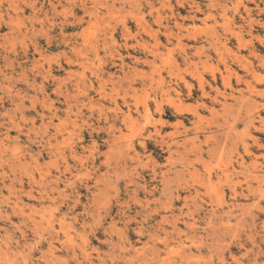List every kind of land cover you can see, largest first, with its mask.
<instances>
[{
	"label": "rangeland",
	"instance_id": "374dc122",
	"mask_svg": "<svg viewBox=\"0 0 264 264\" xmlns=\"http://www.w3.org/2000/svg\"><path fill=\"white\" fill-rule=\"evenodd\" d=\"M247 82L264 0H0V264H138L165 237L185 253L151 264H264V216L235 225L264 207Z\"/></svg>",
	"mask_w": 264,
	"mask_h": 264
},
{
	"label": "bare ground",
	"instance_id": "6f19581e",
	"mask_svg": "<svg viewBox=\"0 0 264 264\" xmlns=\"http://www.w3.org/2000/svg\"><path fill=\"white\" fill-rule=\"evenodd\" d=\"M219 5H220V9H221V11L222 12H224V14H225V12H226V10H225V4H223V3H219ZM248 11V10H247ZM246 11V12H247ZM223 14V15H224ZM249 14V13H248ZM246 15H247V13H246ZM249 25V24H248ZM176 31H175V33H172L171 34V36L169 37L168 36V42H172V41H170V38L172 39L174 36L178 39V37H179V35H180V33H182V30L184 29V25H183V23H176ZM231 32V31H230ZM239 34V33H238ZM110 36V35H109ZM112 36V35H111ZM235 36V35H234ZM174 37V38H175ZM213 38L215 39V36L213 37H210V39L212 40V41H214L213 40ZM218 39V38H217ZM180 40V39H179ZM178 40V43H180V41ZM206 40H208V41H210L209 40V38L208 39H206ZM191 47V46H190ZM189 48V47H188ZM254 51V50H253ZM249 52L251 53L252 51L251 50H249ZM252 53H254V52H252ZM181 55H180V60L182 61V63L183 64H187V65H189V64H192L193 63V60H191V57H192V54H191V52L189 51V50H187L186 48H184V49H182V51H181V53H180ZM131 52L130 51H127V56H129V57H131ZM122 58V57H121ZM133 59H135V61H134V64H138L140 61H139V58L140 57H132ZM123 60H124V58H122ZM145 62H148V59L146 58V56H145V60H144ZM238 61V60H237ZM243 61V60H242ZM263 61V60H262ZM123 62V61H122ZM121 62V63H122ZM135 67L137 66V65H134ZM263 66V65H262ZM123 68V67H122ZM252 68V67H251ZM253 71V70H252ZM254 72V71H253ZM256 73V72H255ZM238 78V77H237ZM236 78V79H237ZM254 78V77H253ZM256 79V78H255ZM241 80V79H240ZM260 80L261 79H259L258 81L260 82ZM244 81V80H243ZM257 81V82H258ZM247 86L249 87V88H251L252 90H253V92H255V94L256 95H258V96H264V90L263 89H258L257 88V86L256 85H252V83H250V82H247ZM202 87V86H201ZM211 88V87H210ZM250 92V91H249ZM248 97V96H247ZM251 99V98H250ZM253 101V103L254 104H257V101L256 100H252ZM248 105V104H247ZM240 106V105H239ZM249 106V105H248ZM253 107V106H252ZM257 108V107H256ZM252 110V109H251ZM253 111V110H252ZM125 113V112H124ZM126 114H128V113H126ZM125 115V114H124ZM128 117V116H127ZM129 117H130V115H129ZM124 118V117H123ZM261 123H263V119L261 118ZM257 144V143H256ZM249 153H251V151H249ZM241 158L239 159L240 161V164H242V165H244L245 164V162H246V157H244L243 155H241L240 156ZM263 159L264 160V153H255V152H253L252 153V155H251V158H250V162H251V164L252 165H258L257 167H262V162H260V160L259 159ZM255 178L256 179H258L260 182H258V186H260L261 185V182H264L263 180H264V174L263 175H255ZM263 190V189H262ZM261 190V191H262ZM247 191L248 192H250V189H248L247 188ZM254 192V191H253ZM233 193H234V195L233 196H235V198L237 197V194H236V189L235 188H233ZM259 193V192H258ZM262 193V192H261ZM264 194V193H263ZM262 194V195H263ZM240 195H242L243 197H246L247 195H245V193L243 192V191H241V194ZM191 196V195H190ZM262 197H264V196H262ZM235 205H237V204H232V206H235ZM246 205H248V204H246ZM231 206V207H232ZM236 207H238V206H236ZM242 209L240 210V211H243L242 212V214H241V216H236V219H239V221H237L236 222V226L238 227V226H240V223L242 224L243 222H245V221H251V224L253 223L254 225H255V222L258 220V219H260L262 216H264V207H262V206H257L256 208V210H250V209H248V207L246 208L245 207V205H243V206H240ZM234 208V207H233ZM229 210H230V208H229ZM232 210V209H231ZM227 211V210H226ZM232 212V211H231ZM213 213V212H212ZM227 213H230L229 211L227 212ZM232 214V213H231ZM214 215V214H213ZM220 215V214H219ZM222 215V214H221ZM233 215V214H232ZM227 219H228V216H227ZM226 219V220H227ZM223 223V222H222ZM226 223H229L230 224V222H228V220H227V222ZM227 224H225V226L224 227H226L225 228V230H227V227H231V225H227ZM250 225V224H249ZM254 225H252L253 227H254ZM251 227V226H250ZM264 227V226H263ZM254 228H257V225H255V227ZM225 230H223V232L225 233V232H227V231H225ZM222 231V230H221ZM229 233V232H228ZM259 233V231L258 230H255V233L252 231V230H249L248 232H246V238H247V240L248 241H251L252 242V244L253 245H255V242H256V236H257V234ZM226 234V233H225ZM235 236V235H234ZM230 238V237H229ZM219 239V238H218ZM223 239V238H222ZM223 240H225V238L223 239ZM232 240V239H231ZM239 241H241V239H238ZM176 241V240H175ZM218 241V240H217ZM220 242V241H219ZM225 242V241H224ZM250 242V243H251ZM174 243H176V242H174ZM178 244H172L168 239H167V237H165V239L163 238V241H161V245H158V244H155L154 246H152V247H150V250L148 251V252H142V258L137 262L138 264H151V262L152 261H155V259H157V258H159L160 256H161V253H165V255L167 256V258L168 257H175V258H181L182 257V254L183 253H185V252H183V250L181 249V242H177ZM153 244V243H152ZM228 244H230L229 242H228ZM241 244V243H240ZM145 248H147V246L145 247ZM260 250L259 251H261V250H264V248L262 249V247L260 246V247H258ZM223 249V248H222ZM222 253H220V257H218V258H221V260L224 262V252H223V250L221 251ZM253 253L254 254V252H255V256L257 257V254H256V251L254 250V246H252V248L249 250V253ZM185 255V254H184ZM184 257V256H183ZM169 258V259H170ZM185 259L187 258V257H184ZM166 259V258H165ZM173 259V258H172ZM184 259V260H185ZM174 260V259H173ZM210 261H213V260H210ZM185 262V261H184ZM221 262V261H220ZM208 263V262H207ZM179 264H180V262H179ZM198 264V263H197ZM209 264V263H208ZM212 264H213V262H212ZM224 264H225V262H224ZM243 264V263H242Z\"/></svg>",
	"mask_w": 264,
	"mask_h": 264
}]
</instances>
